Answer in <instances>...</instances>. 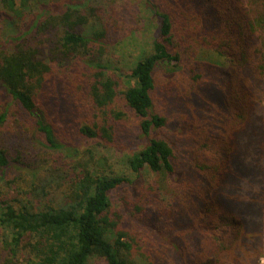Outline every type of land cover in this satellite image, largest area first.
<instances>
[{"label":"trees","instance_id":"1","mask_svg":"<svg viewBox=\"0 0 264 264\" xmlns=\"http://www.w3.org/2000/svg\"><path fill=\"white\" fill-rule=\"evenodd\" d=\"M120 2L0 0V130L17 113L27 145H0V264H251L264 249V0H143L157 27L124 86L105 59V4ZM163 66L189 84H158ZM115 139L135 147L124 172L91 148Z\"/></svg>","mask_w":264,"mask_h":264},{"label":"rangeland","instance_id":"2","mask_svg":"<svg viewBox=\"0 0 264 264\" xmlns=\"http://www.w3.org/2000/svg\"><path fill=\"white\" fill-rule=\"evenodd\" d=\"M126 1V3H124ZM121 5L111 9V4H105L107 10L104 17L108 20L107 26L109 28V46L107 53L105 54V59L109 62L111 69L108 71V74H112V68L117 69V74L122 78L123 86L129 83L128 76L131 74L130 67L133 66L135 60L139 55L145 52L146 49L149 50L150 39L155 34L157 27V21L151 22L147 15V12L143 7V0H121ZM125 4V7L124 5ZM1 6H0V15H1ZM4 25L0 23V36L4 32ZM197 58L201 57H213V53L206 49V47H198ZM204 60V59H203ZM164 74L160 73L157 80L158 84H174L180 85L182 83L189 84L190 77L188 74H183L182 68L175 69L174 67L163 66ZM115 73V72H114ZM171 74L172 78L169 76ZM170 80L168 81V77ZM196 80V79H195ZM162 98V94H161ZM262 102L258 105V108L264 113V96L262 97ZM160 103V102H159ZM160 106L163 108H158L164 114H169L168 107L166 106V98L161 100ZM164 111L161 109L166 108ZM16 111V109H14ZM22 118L15 113L8 123L0 130V145L12 149V155L16 156L20 152L21 154L26 153L27 145L24 143L23 136L21 132H24V125L21 124ZM169 136H171V141L173 143L176 157L181 160V163L184 164L185 168L190 169V163L186 160V152L184 146L177 143L176 137L173 135L171 130L166 129L164 131ZM106 147H102L95 143L91 144V148L94 151H97L98 154L104 152L109 157V161L101 167L106 169L109 172H124V158L125 156L133 151L135 147L125 145L124 142L114 140V142H107ZM95 145V146H94ZM175 157V158H176ZM13 191H15V186L11 184ZM174 184L168 183L164 186L163 191L165 196L169 198V195L174 190ZM163 193V194H164ZM119 197H121L119 195ZM166 201V199H164ZM114 204L115 201L113 202ZM134 254V253H133ZM247 255L253 257L251 264H264V249H258L251 252H247ZM137 258L139 264L145 263L144 259ZM91 264H106L103 260V257L95 256Z\"/></svg>","mask_w":264,"mask_h":264}]
</instances>
